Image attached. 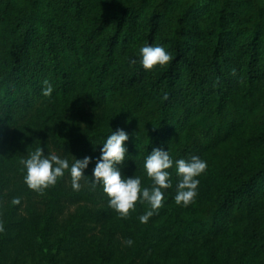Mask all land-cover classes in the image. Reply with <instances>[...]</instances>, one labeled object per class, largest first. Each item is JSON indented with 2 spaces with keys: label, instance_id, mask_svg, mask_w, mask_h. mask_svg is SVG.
Segmentation results:
<instances>
[{
  "label": "trees",
  "instance_id": "16d2710c",
  "mask_svg": "<svg viewBox=\"0 0 264 264\" xmlns=\"http://www.w3.org/2000/svg\"><path fill=\"white\" fill-rule=\"evenodd\" d=\"M145 43L171 61L144 69ZM118 128V167L143 186L153 147L205 159L193 202L174 201V167L147 223L146 203L121 217L67 170L42 193L25 184L37 146L92 156L91 176ZM0 224V264H264V0H0Z\"/></svg>",
  "mask_w": 264,
  "mask_h": 264
},
{
  "label": "clouds",
  "instance_id": "9594fccd",
  "mask_svg": "<svg viewBox=\"0 0 264 264\" xmlns=\"http://www.w3.org/2000/svg\"><path fill=\"white\" fill-rule=\"evenodd\" d=\"M172 59V53L159 43H145L139 48V62L144 69L150 70L154 66H164ZM42 95L51 97L54 85L48 79L43 81ZM129 139L128 132L123 128H118L111 133L101 144L100 155L95 158L91 176L85 175L93 161L92 156L85 155L82 158L69 160L55 152H47L37 146L34 150L27 152L21 158L25 174L23 176L25 184L32 190L43 192L50 185L56 184L58 178L65 175L66 170L71 175L72 188L80 190L81 179L87 180L91 189L97 185H102L103 192L107 196V204L114 209L121 217H127L130 210H134L136 202L146 203L147 209L138 217L141 223H147L156 210H158L165 199L164 190L172 186V173L168 171L175 168L179 177L173 197L177 204L187 206L196 198L200 180L198 177L204 173L208 167L205 159L198 155H192L188 159L179 158L173 160L170 151L163 147H153L146 156L144 168L147 176L151 178V186L142 185V177L139 175L127 176L122 173L119 164L125 161L128 154L125 141ZM91 178L88 180L87 178ZM13 204H19L20 198L14 197ZM3 225L0 224V231ZM126 245L131 246L134 241L126 239Z\"/></svg>",
  "mask_w": 264,
  "mask_h": 264
},
{
  "label": "rangeland",
  "instance_id": "374dc122",
  "mask_svg": "<svg viewBox=\"0 0 264 264\" xmlns=\"http://www.w3.org/2000/svg\"><path fill=\"white\" fill-rule=\"evenodd\" d=\"M29 263H31V262L29 261Z\"/></svg>",
  "mask_w": 264,
  "mask_h": 264
}]
</instances>
